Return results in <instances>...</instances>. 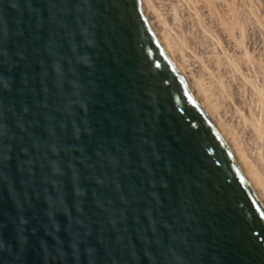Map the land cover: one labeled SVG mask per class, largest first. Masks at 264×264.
I'll list each match as a JSON object with an SVG mask.
<instances>
[{"label": "water", "instance_id": "obj_1", "mask_svg": "<svg viewBox=\"0 0 264 264\" xmlns=\"http://www.w3.org/2000/svg\"><path fill=\"white\" fill-rule=\"evenodd\" d=\"M0 264H264V206L141 0H0Z\"/></svg>", "mask_w": 264, "mask_h": 264}, {"label": "bare ground", "instance_id": "obj_2", "mask_svg": "<svg viewBox=\"0 0 264 264\" xmlns=\"http://www.w3.org/2000/svg\"><path fill=\"white\" fill-rule=\"evenodd\" d=\"M258 2L141 0V7L264 206V76L257 77L264 23L257 20Z\"/></svg>", "mask_w": 264, "mask_h": 264}, {"label": "rangeland", "instance_id": "obj_3", "mask_svg": "<svg viewBox=\"0 0 264 264\" xmlns=\"http://www.w3.org/2000/svg\"><path fill=\"white\" fill-rule=\"evenodd\" d=\"M257 1H261V2H258V3H260L259 5H256L255 7L257 8L256 10H257V20L260 18L261 20H263V21H261V20H258V21H261V22H263L264 23V8H262V7H264V0H257ZM263 1V2H262ZM257 3V4H258ZM262 3V4H261ZM263 39V38H262ZM257 45H259L258 47H257V72H258V74H257V77L259 78H257L259 81L261 80V78L259 77V76H264V40H263V42L262 41H260V42H258L257 41ZM261 43V44H260ZM263 44V45H262ZM262 45V46H261ZM262 47V49H261V52H260V48ZM260 47V48H259ZM263 50V51H262ZM260 52V53H259ZM262 58V59H261ZM261 59V60H260ZM259 60V61H258ZM260 68H259V67ZM259 69H261V71L259 72ZM259 75V76H258ZM257 80V81H258Z\"/></svg>", "mask_w": 264, "mask_h": 264}]
</instances>
